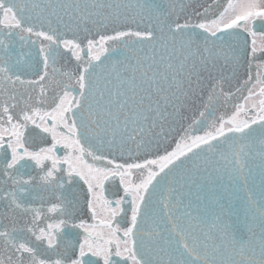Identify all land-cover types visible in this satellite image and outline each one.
Here are the masks:
<instances>
[{
  "label": "snow or ice",
  "instance_id": "6c2138e0",
  "mask_svg": "<svg viewBox=\"0 0 264 264\" xmlns=\"http://www.w3.org/2000/svg\"><path fill=\"white\" fill-rule=\"evenodd\" d=\"M0 264H264V0H0Z\"/></svg>",
  "mask_w": 264,
  "mask_h": 264
}]
</instances>
